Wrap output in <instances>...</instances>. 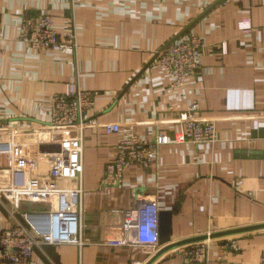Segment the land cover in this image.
<instances>
[{
  "label": "crops",
  "instance_id": "0c3cea01",
  "mask_svg": "<svg viewBox=\"0 0 264 264\" xmlns=\"http://www.w3.org/2000/svg\"><path fill=\"white\" fill-rule=\"evenodd\" d=\"M45 14L58 33L75 30L74 55L39 52L21 40L24 21L38 27ZM187 28L182 36L197 35L206 47L185 87L173 88L156 57ZM0 30V190L79 184L51 177L56 157L40 159L29 131L50 121L54 96L67 95L71 86L94 94L83 133V245L37 246L33 264H148L169 245L205 236L213 242L210 264H264V230L210 239L264 225V0H0ZM194 103L215 121L214 144L186 142L185 127L176 123ZM105 124H120V133L107 134ZM9 130L18 138L16 150ZM46 132L41 141L49 154L58 151L50 142L76 136ZM131 135L147 143L164 135L170 143L148 167H130L122 186L107 191L105 168ZM135 195L171 212L170 243L120 245ZM51 205L22 200L16 209L3 196L0 231L17 222L30 229ZM185 246L153 264H184L178 250Z\"/></svg>",
  "mask_w": 264,
  "mask_h": 264
},
{
  "label": "built area",
  "instance_id": "2783aa9c",
  "mask_svg": "<svg viewBox=\"0 0 264 264\" xmlns=\"http://www.w3.org/2000/svg\"><path fill=\"white\" fill-rule=\"evenodd\" d=\"M21 40L28 47L39 52L55 51L64 55H74L78 47L75 30L58 33L50 14L41 17L38 27L33 26L26 19ZM2 46L3 37L0 30V54L3 53ZM205 47L200 37L188 34L158 53L157 63L170 75L171 87H185L198 69L200 56ZM93 109L94 94L71 86L67 95L54 96L50 121L45 125L30 128V143L37 150L38 157L40 159L47 156L56 157V163L51 169V177L69 178L79 184L68 190L42 189L34 183L0 190V198L6 196L16 209H19L22 200L35 203L53 202L51 208L36 219L38 228L33 222L30 224V229L17 222L12 229L0 231V264H33V250L40 245H83L81 240L84 194L81 184L84 172L83 133L89 126L87 118ZM176 123L185 127L186 142L195 145L216 142L215 121L204 119L200 115V107L197 103L180 113ZM102 127L109 135L121 131L120 124H105ZM46 131L54 134L59 131H75L76 136L60 143L50 142L49 144L56 146L58 151L49 154L43 152L47 145L41 141ZM13 136V131L9 130L8 143L16 150L18 138ZM169 143L168 137L164 135H158L153 143L142 141L134 135L127 136L119 143L114 159L105 168L103 187L107 191L121 187L127 169L134 165L148 167L158 155L160 148ZM135 197L136 208L124 213L120 245L156 249L159 244L161 212L159 204L157 200H144L141 195ZM212 243L211 240H205L179 249V253L185 257L184 264H210L209 250ZM230 248L234 249V247Z\"/></svg>",
  "mask_w": 264,
  "mask_h": 264
},
{
  "label": "water",
  "instance_id": "95a60500",
  "mask_svg": "<svg viewBox=\"0 0 264 264\" xmlns=\"http://www.w3.org/2000/svg\"><path fill=\"white\" fill-rule=\"evenodd\" d=\"M210 9H208L206 12H204L203 15L206 14ZM203 15H201V17ZM187 30H188V28L185 31H183L182 33H180V35H178L170 43H168L160 52L164 51L168 46H170L173 42H175L177 39H179ZM157 56H158V54H157ZM33 224L35 225V227L38 228L39 225L37 223H35V221H33ZM260 230H264V225L253 226V227H248L245 229H239V230L228 231V232H223V233H217L214 235H210V239L225 238V237L241 235V234L260 231ZM207 238L208 237L205 236V237H200V238L184 241L181 243H177L174 245H169L168 247H166L162 251H160L158 253V255H156V257L148 264H153L158 258H160L162 255H164L165 253H167L173 249L179 248V247L184 246V245L196 243V242H202V241L207 240ZM171 239H172L171 212H167V211L160 212V215H159V245H166V244L171 242Z\"/></svg>",
  "mask_w": 264,
  "mask_h": 264
},
{
  "label": "rangeland",
  "instance_id": "374dc122",
  "mask_svg": "<svg viewBox=\"0 0 264 264\" xmlns=\"http://www.w3.org/2000/svg\"><path fill=\"white\" fill-rule=\"evenodd\" d=\"M59 132L62 134L64 131H59ZM66 132H68V131H66ZM46 133H47V132H44V133H43V136H44V137H45ZM59 137H60V134H57V135H56V139H57V138L59 139ZM42 210H43L42 208L39 209V211H42ZM33 211H35L34 208H33ZM30 213H31V212H30Z\"/></svg>",
  "mask_w": 264,
  "mask_h": 264
}]
</instances>
